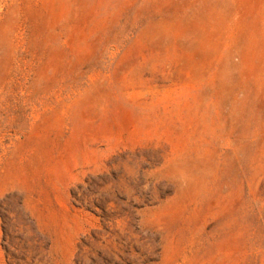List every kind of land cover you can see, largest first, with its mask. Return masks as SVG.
Listing matches in <instances>:
<instances>
[{
  "label": "rangeland",
  "instance_id": "obj_1",
  "mask_svg": "<svg viewBox=\"0 0 264 264\" xmlns=\"http://www.w3.org/2000/svg\"><path fill=\"white\" fill-rule=\"evenodd\" d=\"M0 264H264V0H0Z\"/></svg>",
  "mask_w": 264,
  "mask_h": 264
}]
</instances>
